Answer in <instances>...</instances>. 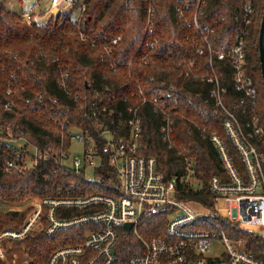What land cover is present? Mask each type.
I'll return each mask as SVG.
<instances>
[{
	"label": "trees",
	"instance_id": "1",
	"mask_svg": "<svg viewBox=\"0 0 264 264\" xmlns=\"http://www.w3.org/2000/svg\"><path fill=\"white\" fill-rule=\"evenodd\" d=\"M73 1L71 11L28 26L23 16L27 11L36 15L33 8L15 12L0 0V204L52 197L56 191L52 182L105 193L96 182L59 170L53 162L40 161L34 166L29 148L60 152L71 142L69 128L86 130L98 140L97 116L98 124L116 134H128L129 109L137 106L143 128L141 156L155 158L167 178L182 177L187 160L194 162L193 183L183 188L182 200L211 205L210 180L218 176L228 181L212 135L224 140L235 168L246 177L241 155L224 128L229 117L217 109L214 87L204 77L213 75L209 43L213 68L224 90V106L247 133L254 116L264 128L259 59L264 0ZM76 11L82 18L73 17ZM240 40L245 43L247 71L258 93L255 104L234 86L230 54ZM220 51L228 54L223 60L217 55ZM65 76V87H61ZM165 117L172 121L170 141L161 133ZM256 145L264 156V136L256 139ZM23 161L30 162L28 170L8 171L9 162L21 165ZM107 169L103 172L107 177L97 174L101 176L98 183L105 184L106 179L115 183L113 169ZM27 215L28 211L0 210V231L20 229ZM223 226L228 235L245 238L253 258L264 260V237L231 224ZM149 231L158 235L153 225ZM87 232L88 226H83L27 238L23 244L30 264H48L56 250L82 243ZM135 245L131 236L120 239L117 251L124 261Z\"/></svg>",
	"mask_w": 264,
	"mask_h": 264
},
{
	"label": "built area",
	"instance_id": "2",
	"mask_svg": "<svg viewBox=\"0 0 264 264\" xmlns=\"http://www.w3.org/2000/svg\"><path fill=\"white\" fill-rule=\"evenodd\" d=\"M69 7L73 6L66 0H51V9L43 17L59 14ZM179 13L183 17L184 10L180 8ZM40 18L30 13L23 16L29 25L40 23ZM194 20L198 29L197 15ZM116 43L114 40L113 44ZM208 48L213 75L204 79L214 87L212 96L217 109L229 117L224 128L241 155L246 177L235 168L224 140L217 134L212 135L211 143L225 166L228 181L218 176L210 180L211 205L182 200L179 197L183 188L193 183L194 162L187 160L182 177L167 178L158 170L155 158L139 154L143 136L142 119L138 115L140 106L129 109L132 118L127 123L128 134L119 135L98 124L97 116L95 131L98 140L86 130L69 128V146L61 148L60 152H42L34 148L33 164L53 162L59 170L67 169L86 182H96L105 193L78 191L74 183L59 185V182H52L56 189L52 197L32 199L10 209L19 213L28 211V215L20 229L0 231L1 263L19 264V253L25 255L21 264H30L23 242L36 233L53 236L61 231L88 226L82 243L56 250L48 264H264V260L255 259L248 253L244 237L228 235L223 226L231 224L242 229L246 224L255 225L259 229L258 235L264 237V156L256 145V139L264 136V128L259 118L254 116L247 125L251 127L247 133L226 109L222 101L224 90L213 68L209 43ZM217 55L223 60L228 54L220 51ZM230 58L236 91L255 104L258 93L247 71L243 40L231 50ZM65 78L67 76L60 81L61 87H65ZM146 101L144 98L143 103ZM161 113L166 115L167 112L162 109ZM164 120L161 133L165 140L170 141L172 121L167 117ZM66 125V122L62 124L61 129L64 130ZM74 144L82 147L80 156L71 155ZM29 167L26 161L21 165L16 162L7 164L9 172H24ZM108 167L115 173V183L107 179L105 184L98 183L101 173L106 176L103 172ZM88 171L93 172L94 177H88ZM50 177L48 179H52ZM151 218H157L158 222L148 224L146 221ZM126 225H131V228L126 229ZM151 225L158 231L157 236L151 235ZM125 236L133 237L136 245L131 250L132 255L124 261L117 245ZM216 244L225 249L221 255L215 253Z\"/></svg>",
	"mask_w": 264,
	"mask_h": 264
},
{
	"label": "rangeland",
	"instance_id": "3",
	"mask_svg": "<svg viewBox=\"0 0 264 264\" xmlns=\"http://www.w3.org/2000/svg\"><path fill=\"white\" fill-rule=\"evenodd\" d=\"M1 1H3V3L5 4V6L7 8H9L11 11H15V12H20L22 9L28 10L31 7V8H33L34 12H36V15L39 16V18L41 17L40 18L41 21L48 18V17H42V15L44 16L46 11H50V9H51V0H22V1H19V0H1ZM72 1L73 0H66V2L70 3L71 6H73V7H69V8H67V10H66V8H64L65 10H63V12L71 11L74 8L75 2L74 1L72 2ZM75 1H77V0H75ZM40 9H43V10L39 11ZM27 12L30 13V11H27ZM81 15H82V13H79L78 11L73 13V17L75 19L82 18ZM32 24H30V25L26 24V25L31 26ZM20 146L21 145H19V147ZM82 151H83V149L81 146L74 144L73 148L71 150V155L72 156H78V155L80 156ZM29 152L32 155H34V153H35L34 149H32V148H29ZM28 164H30V162ZM87 175L90 178L94 177L93 172H90V171L87 172ZM22 205H24V204H18V205H2V204H0V210L15 209V207L22 206ZM194 207L197 210H200L199 206L194 205ZM14 230H18V229H14ZM242 230H244L248 233H254L257 235L260 234L258 227L255 225H249V224L243 225ZM215 250H216L215 253L217 255H221L225 249L222 246L216 244ZM18 255L20 256V263L19 264H21L22 261L24 260L25 255L19 254V253H18Z\"/></svg>",
	"mask_w": 264,
	"mask_h": 264
},
{
	"label": "water",
	"instance_id": "4",
	"mask_svg": "<svg viewBox=\"0 0 264 264\" xmlns=\"http://www.w3.org/2000/svg\"><path fill=\"white\" fill-rule=\"evenodd\" d=\"M259 59L261 64V74L264 87V11L259 34ZM125 228L129 230L131 228V225H126Z\"/></svg>",
	"mask_w": 264,
	"mask_h": 264
},
{
	"label": "crops",
	"instance_id": "5",
	"mask_svg": "<svg viewBox=\"0 0 264 264\" xmlns=\"http://www.w3.org/2000/svg\"><path fill=\"white\" fill-rule=\"evenodd\" d=\"M41 10H43V9H40L39 11H41Z\"/></svg>",
	"mask_w": 264,
	"mask_h": 264
}]
</instances>
